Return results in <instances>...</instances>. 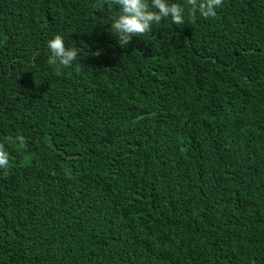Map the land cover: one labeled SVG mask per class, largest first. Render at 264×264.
I'll return each mask as SVG.
<instances>
[{
	"label": "trees",
	"instance_id": "trees-1",
	"mask_svg": "<svg viewBox=\"0 0 264 264\" xmlns=\"http://www.w3.org/2000/svg\"><path fill=\"white\" fill-rule=\"evenodd\" d=\"M110 4L0 0V264H264V0L127 46Z\"/></svg>",
	"mask_w": 264,
	"mask_h": 264
},
{
	"label": "clouds",
	"instance_id": "clouds-1",
	"mask_svg": "<svg viewBox=\"0 0 264 264\" xmlns=\"http://www.w3.org/2000/svg\"><path fill=\"white\" fill-rule=\"evenodd\" d=\"M222 0H111V6L116 11L111 17L110 33L122 46H127L133 36L150 33L155 25L168 20L171 24L183 25L186 20L195 19L199 14L203 17H214ZM49 49L48 63L56 71L69 67H77L81 55L80 47L67 46L65 34L56 33L47 41ZM96 55H100L97 50ZM79 63H81L79 61ZM12 139V138H8ZM15 139L23 144L25 138L17 135ZM11 154L5 143L0 142V169L7 170L10 165Z\"/></svg>",
	"mask_w": 264,
	"mask_h": 264
}]
</instances>
